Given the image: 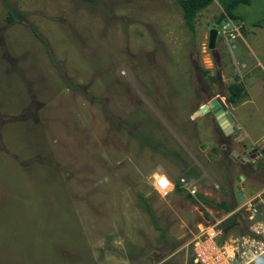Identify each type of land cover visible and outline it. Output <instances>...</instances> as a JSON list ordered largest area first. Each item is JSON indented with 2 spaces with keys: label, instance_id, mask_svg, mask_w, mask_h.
<instances>
[{
  "label": "rangeland",
  "instance_id": "obj_1",
  "mask_svg": "<svg viewBox=\"0 0 264 264\" xmlns=\"http://www.w3.org/2000/svg\"><path fill=\"white\" fill-rule=\"evenodd\" d=\"M221 11L192 31L179 0H0V264H195L194 235L236 210L239 182L264 191L242 128L193 118L238 78L250 101L229 113L264 131V0L236 8L234 49L221 31L209 48ZM158 170L196 178L197 194L163 196ZM231 216L224 238L250 233Z\"/></svg>",
  "mask_w": 264,
  "mask_h": 264
},
{
  "label": "built area",
  "instance_id": "obj_2",
  "mask_svg": "<svg viewBox=\"0 0 264 264\" xmlns=\"http://www.w3.org/2000/svg\"><path fill=\"white\" fill-rule=\"evenodd\" d=\"M228 20L219 30L231 49L236 46L232 41L240 35L241 24L227 17ZM186 190L195 196L198 192L197 179L182 176L178 181L162 174L155 182V188L163 196H167L177 188ZM240 212L251 221L250 233L229 239L224 238L223 224L232 214ZM195 264H254L264 254V191L242 202L236 210L222 218L202 222L198 233L192 240Z\"/></svg>",
  "mask_w": 264,
  "mask_h": 264
},
{
  "label": "trees",
  "instance_id": "obj_3",
  "mask_svg": "<svg viewBox=\"0 0 264 264\" xmlns=\"http://www.w3.org/2000/svg\"><path fill=\"white\" fill-rule=\"evenodd\" d=\"M221 4L222 11L218 18L216 19V22L219 24L221 21H223L225 18L230 17L233 20H238L239 16L235 13L236 8L241 4H249L250 0H218ZM181 6L183 7L184 12V18L186 20V24L191 28L192 31H195V25H196V17L198 13L209 7L215 0H179ZM14 13L10 12L8 15L9 20L14 19ZM37 37L42 39L44 42V45L46 46L48 53L50 57L53 58V54L51 52V49L49 48L48 42L43 39V37L36 33ZM205 75H208L210 73V70L207 68L202 69ZM228 92L226 94V101L229 104L236 105L239 102L243 101L247 97V91L241 82H239V79L236 78L234 81L228 84L227 86ZM177 189H181L179 184L177 185ZM200 199L208 204L210 203V200L204 196L200 195ZM148 205V204H147ZM221 206L225 207L228 212H231L233 208L231 206H228L224 202L221 204ZM208 214V213H207ZM209 215V214H208ZM234 223V217H230L227 221L224 222L223 228L225 230L226 228H229ZM226 231V230H225ZM191 263H194V257L191 258Z\"/></svg>",
  "mask_w": 264,
  "mask_h": 264
},
{
  "label": "water",
  "instance_id": "obj_4",
  "mask_svg": "<svg viewBox=\"0 0 264 264\" xmlns=\"http://www.w3.org/2000/svg\"><path fill=\"white\" fill-rule=\"evenodd\" d=\"M228 18H225L223 21H221L219 24L216 23H209L211 30H210V39H209V48L215 49L216 43H217V37L219 34V30L222 28V26L226 23ZM218 78L222 79V71H218ZM211 78V77H210ZM212 111L215 115L218 124L221 126V128L226 132V134H230L235 129V119L232 116V114L229 113V106L226 100L222 98L221 95H218L214 98H212L207 103L203 104L199 107L197 111L193 113V118H197L200 115H205L208 112ZM203 149H209L208 150V158L210 160L216 159L220 155L219 149L214 145L213 139H208L205 142L202 143ZM262 154L264 155V148L262 149ZM234 158L235 155H238L237 152H234ZM243 160H247L245 158H242ZM250 161V160H249ZM241 179H244L243 176H241ZM240 180V179H237ZM237 198L240 202H242L245 199V194L242 190V185L238 184V191H237Z\"/></svg>",
  "mask_w": 264,
  "mask_h": 264
},
{
  "label": "crops",
  "instance_id": "obj_5",
  "mask_svg": "<svg viewBox=\"0 0 264 264\" xmlns=\"http://www.w3.org/2000/svg\"><path fill=\"white\" fill-rule=\"evenodd\" d=\"M252 2V0H250V3ZM249 3V4H250ZM241 4H244V3H241ZM240 4V5H241ZM238 15V14H237ZM240 15V14H239ZM239 20V19H238ZM238 20H234V21H236L238 24H240L239 22H238ZM222 71V70H221ZM223 77V76H222ZM246 91H247V89H246ZM226 95V94H225ZM222 96V95H221ZM226 97V96H225ZM226 100V99H225ZM250 100H249V93H248V91H247V97H246V99H244L243 101H241V102H239L238 104H245V103H247V102H249ZM228 103V102H227ZM229 104V103H228ZM238 104H236V105H238ZM230 105H232V104H230ZM236 105H232V106H236ZM229 106V105H228ZM233 116H234V118H235V129L236 128H242V131L240 132V134H241V138L242 139H246V143H245V147H246V150L243 152V154H242V157L243 158H245V159H247V161L248 162H254L255 164H253V168H260V169H264V166L262 167V165H261V163H262V161H259L258 159L260 158V156H262V157H264V155L262 154V149L264 148V131L262 132V133H257V134H254V133H252V132H250L248 129H247V127H246V125H245V123H244V121H243V119L242 118H240V117H238V116H236V115H234L233 114ZM257 145H259V146H261V148L258 150V153H256L257 152ZM226 147H225V145H224V148L223 149H225ZM208 150L209 149H206V155H207V153H208ZM250 150V152H252V154H253V156L252 157H248L247 155V153H248V151ZM208 156V155H207ZM209 159V158H208ZM210 160V159H209ZM214 160H216V159H214ZM214 160H211V161H214ZM250 160V161H249ZM245 163H247V162H245ZM159 169V168H158ZM259 169V170H260ZM159 171V174H160V176L163 174V173H160L161 172V170H158ZM160 176H156V177H160ZM241 176H243V175H241ZM155 177V176H154ZM243 190V189H242ZM245 191L246 190H243V192H244V194H245V200L244 201H246V200H248V199H250V198H252V197H254L257 193H253V194H251L250 192H249V197L247 196V194L245 193ZM244 201H242V202H244ZM240 202V201H239ZM242 202H240V205L242 204ZM239 205V206H240ZM240 213V212H239ZM240 214H242V213H240ZM243 216H245L244 214H242ZM250 221V220H249ZM251 222V221H250ZM251 225V224H250Z\"/></svg>",
  "mask_w": 264,
  "mask_h": 264
},
{
  "label": "flooded vegetation",
  "instance_id": "obj_6",
  "mask_svg": "<svg viewBox=\"0 0 264 264\" xmlns=\"http://www.w3.org/2000/svg\"><path fill=\"white\" fill-rule=\"evenodd\" d=\"M222 147H224V145Z\"/></svg>",
  "mask_w": 264,
  "mask_h": 264
}]
</instances>
